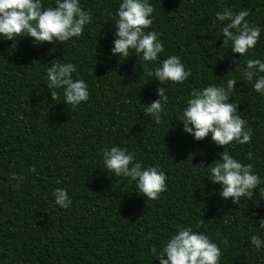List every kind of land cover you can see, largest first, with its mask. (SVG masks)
Here are the masks:
<instances>
[{
	"label": "trees",
	"instance_id": "1",
	"mask_svg": "<svg viewBox=\"0 0 264 264\" xmlns=\"http://www.w3.org/2000/svg\"><path fill=\"white\" fill-rule=\"evenodd\" d=\"M43 2L54 6V0ZM80 2L92 22L79 37L38 46L30 38L0 40V264H158L149 245H161L186 224L218 243L220 264H264V250L248 244L257 231L252 214L264 216V200L255 192L238 205L222 200L214 192L219 186L202 180L195 167L201 159L206 166L222 148L208 137L194 141L176 122L190 89L237 77L233 99L253 134L247 144L225 147L264 177V97L239 76L245 59H264V0H151V29L165 49L161 59L177 54L191 71L182 83L162 85L171 99L161 125L139 105L157 98L158 82L144 85L152 79L146 62L132 51L129 58L110 55L119 0ZM224 7L248 9L246 19L262 29L237 68L238 54L221 45L215 21ZM54 59L74 63L88 84L89 98L76 108L63 104L62 93L51 99L45 87V69ZM113 144L133 150L143 164L160 165L167 189L158 199H145L126 178L106 172L99 152ZM11 173L24 176L18 188ZM56 188L67 189L68 208L54 204ZM259 234L264 239V230Z\"/></svg>",
	"mask_w": 264,
	"mask_h": 264
},
{
	"label": "clouds",
	"instance_id": "2",
	"mask_svg": "<svg viewBox=\"0 0 264 264\" xmlns=\"http://www.w3.org/2000/svg\"><path fill=\"white\" fill-rule=\"evenodd\" d=\"M153 12L151 0H119L110 23L112 40L109 52L121 59L129 58L132 51L146 62V75L152 79L144 85L157 81L154 90L157 98L139 105L143 115L150 116L154 124L161 125L171 99L162 85L165 82L182 83L191 71L186 69L177 54L161 59L165 49L159 33L151 29ZM248 16L246 8L234 12L231 7H224L215 12V21L219 22L221 33L219 37H223L221 45L227 51L238 54V59L233 61L234 68L238 67L242 56L251 54L262 31L260 25L246 19ZM91 22V13L82 8L80 0H54V6L45 5L43 0H0V40L4 41L30 38L33 46L63 44L79 37ZM219 58H224V55ZM149 63L151 68H148ZM239 76L251 83L253 92L264 97V59H245ZM44 79L51 99L62 93L65 105L76 108L89 98L88 84L79 75L74 63L52 60L45 69ZM237 82V77H229L220 83L190 89L176 120L182 134H188L194 141L208 137L212 144L222 148L206 166L205 160L201 159L195 167L204 173L202 180L219 186L214 192L222 200L231 198L234 205H238L242 197H254V192L255 196L259 195L260 200H264V188L259 187L264 184V177L253 170V163H243L225 147L233 143L247 144L253 134V129L237 111L238 103L233 99ZM99 155L106 172L114 177L126 178L134 184L133 190L145 199L156 200L167 189V177L160 165L143 164L133 150L113 144L101 148ZM190 155L193 157L195 153ZM247 158L251 161L252 153L249 152ZM29 171L35 172V169L29 168ZM10 178L17 181L13 186L15 188L24 180L23 175L15 173H11ZM52 196L54 204L61 209L72 204L66 188L53 189ZM252 217L255 218L251 220L257 225V231L249 235V247L264 250V239L259 234L264 230V216L254 212ZM222 243L227 245L228 241L223 240ZM149 253L158 264H220L222 254L218 243L205 232L195 230L192 224L177 225L161 245H149Z\"/></svg>",
	"mask_w": 264,
	"mask_h": 264
}]
</instances>
